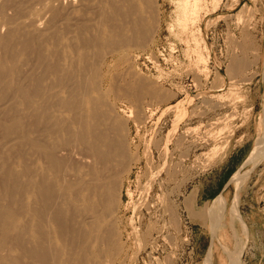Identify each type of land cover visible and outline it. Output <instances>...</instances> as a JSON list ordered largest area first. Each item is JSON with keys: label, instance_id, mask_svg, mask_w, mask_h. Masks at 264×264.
<instances>
[{"label": "rangeland", "instance_id": "obj_1", "mask_svg": "<svg viewBox=\"0 0 264 264\" xmlns=\"http://www.w3.org/2000/svg\"><path fill=\"white\" fill-rule=\"evenodd\" d=\"M153 1L135 34L93 57L103 79L94 106L118 126L128 172L118 197L119 245L110 254L95 250L98 261L86 264H205L214 227L210 264H255L247 217L264 215V159L224 186L264 135V0H202L187 32L175 20L178 0ZM179 102L187 112L180 121L181 107L163 112ZM74 117L64 111L66 125ZM62 145L73 149L72 137L62 136ZM64 159L73 172V152ZM221 193L220 217L203 220Z\"/></svg>", "mask_w": 264, "mask_h": 264}, {"label": "bare ground", "instance_id": "obj_2", "mask_svg": "<svg viewBox=\"0 0 264 264\" xmlns=\"http://www.w3.org/2000/svg\"><path fill=\"white\" fill-rule=\"evenodd\" d=\"M201 1L176 2L175 20L183 32L198 19ZM154 4L0 0V264H86L98 256L95 250L105 247L110 254L109 246L118 244L116 214L127 152L118 126L94 106L103 99V79L93 57L107 52L109 42L118 46L135 34ZM198 57L203 64L208 58ZM180 102L163 112L181 107L176 117L184 118ZM64 111L75 113L72 126L65 124ZM64 135L72 137L73 149L62 145ZM72 152L75 168L69 172L64 156ZM263 159L264 135L229 185ZM224 196L203 220L220 216ZM212 246L205 264L211 263ZM236 248L233 259L242 249Z\"/></svg>", "mask_w": 264, "mask_h": 264}, {"label": "crops", "instance_id": "obj_3", "mask_svg": "<svg viewBox=\"0 0 264 264\" xmlns=\"http://www.w3.org/2000/svg\"><path fill=\"white\" fill-rule=\"evenodd\" d=\"M247 219L250 243L254 242L253 250L260 255L255 264H264V215L259 209L248 213Z\"/></svg>", "mask_w": 264, "mask_h": 264}, {"label": "water", "instance_id": "obj_4", "mask_svg": "<svg viewBox=\"0 0 264 264\" xmlns=\"http://www.w3.org/2000/svg\"><path fill=\"white\" fill-rule=\"evenodd\" d=\"M258 166H259V165H258ZM258 166H257V167H258ZM229 183H230V179H229L228 182L225 184L224 188H226L227 186H229ZM221 194H222V193H221ZM224 208H225V207H224ZM219 217H220V216H219ZM216 229H217V227H214V230H215V231H213V233H212V242L210 243V247H211V245L213 244V240H214L215 235H216V233H215V232H216ZM210 247H209V248H210Z\"/></svg>", "mask_w": 264, "mask_h": 264}]
</instances>
